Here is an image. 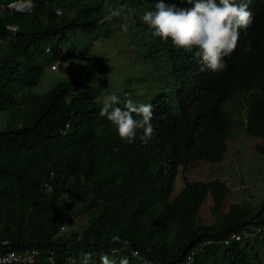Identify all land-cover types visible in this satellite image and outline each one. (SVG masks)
Wrapping results in <instances>:
<instances>
[{
    "label": "trees",
    "instance_id": "obj_1",
    "mask_svg": "<svg viewBox=\"0 0 264 264\" xmlns=\"http://www.w3.org/2000/svg\"><path fill=\"white\" fill-rule=\"evenodd\" d=\"M14 1L0 0V5ZM29 1L34 6L30 13L0 9V241H8L4 250L50 253L48 264H82L88 252L93 254L90 264H100L101 254L117 264L122 257L130 264H184L192 252L195 264H264L255 245L224 243L251 228L260 229L264 239V200L224 211L223 199L215 193L208 210L201 205L214 184L174 192L172 176L179 166L195 161L196 154L189 145L167 148L160 160L168 158L171 168L164 171L148 153L151 143L144 144L137 135L132 143L121 140L99 115L103 104L95 85L109 72L101 56L84 61L73 78L45 90L41 86L47 62L60 61L67 46L80 48L87 36L107 29L109 23L101 21L111 1L116 7L142 1ZM192 6L183 0L178 9ZM249 10L253 22L240 31L237 49L224 58L223 70L202 72L195 51L183 53L185 82H190L170 99L172 123L181 130L179 119L195 116V99L201 103L199 111L217 117L221 130L222 104L241 84L262 91L251 105L249 123L264 135V0H253ZM249 46L251 51L245 52ZM162 115L160 105L156 120ZM215 132L209 128L206 138ZM155 136L160 150L169 131L158 125ZM67 224L79 231L64 233ZM113 234L127 239L129 248L113 244ZM133 251L139 256L133 257Z\"/></svg>",
    "mask_w": 264,
    "mask_h": 264
},
{
    "label": "clouds",
    "instance_id": "obj_2",
    "mask_svg": "<svg viewBox=\"0 0 264 264\" xmlns=\"http://www.w3.org/2000/svg\"><path fill=\"white\" fill-rule=\"evenodd\" d=\"M141 1L140 5L131 7L119 3L118 8L111 1L110 7L112 9L110 10V15L112 17H107L109 13L106 14L105 19L101 23L108 22L114 27H119L117 25L118 19H122L123 23L130 28L129 32L134 34L136 38L134 40L141 41L144 45L145 62L147 61L153 69L158 67L156 69V72H158L157 78L160 79L163 86L160 87V93H158V90L156 91L153 86L143 85V87L149 86L150 90L147 97L140 100L132 95L134 91L125 94L122 100L115 94L106 95L103 98L101 94L99 95V90L102 89L98 87L102 78L95 85L98 90L97 97L102 102L101 104H103L99 115L107 118L116 129L121 140L132 143L137 135L144 144L151 143L148 153L157 160L164 171L171 168V161L168 158L160 160L163 152L167 148H181L189 145L190 149L196 154V160L189 162L188 165H181L177 168L178 170L171 178L173 187L175 185L174 192L182 193L187 191L188 188L191 191V186L194 184L211 183L214 184V189L208 191L207 197L203 199L202 208L205 207L211 210L215 193L223 199L224 206L222 209L224 211H229L233 206L236 207L243 205V203H249L243 202L229 205L227 200L228 187L225 182L219 179L200 180L197 175L199 172L204 173L206 168L211 169L227 161L230 158L229 154L233 143L240 141L243 136H245V139L251 138L252 141H260L255 146L258 156H252L251 158H253L252 162L256 164L264 162V135L257 134L250 128L249 123L251 105L262 96L261 89L257 86L252 87L241 84L235 86L234 91L228 95L229 97L222 104L221 111L224 114V121L221 130H219V120L216 116L206 113L203 109L199 111V108H202V106L200 105V101L196 99L193 105L195 109L194 118L190 120L179 119L184 129L181 130L176 121L172 123L174 110L172 109L170 99L174 97L180 87L185 90L190 82V80L185 82L183 53H193L195 51V56L200 60L198 64L202 72L204 68L214 73L225 68L224 58L230 56L237 49L240 31L246 30L253 22V13L249 10V6L253 0H187V3L193 5L187 9H178L180 1L183 0ZM33 7V3L29 0H17L6 5H0L2 11L6 12L9 10L11 13L18 14L30 13L33 11ZM120 11L126 15H131L132 20L127 23V18L120 14ZM15 29L16 27H13V30ZM107 29L100 33H106ZM96 34L98 33H94L92 36ZM88 37L90 36L84 39L83 45L86 43ZM88 44L90 43L88 42ZM98 45L100 44L97 43L95 47L96 52ZM250 51V46L245 48V52ZM97 56L98 53L95 57ZM103 61L109 67V72L103 76H107L108 78L111 73L113 74V66L108 64L105 59ZM58 62L50 63L51 70L57 71L59 68ZM173 68H179L180 72H174ZM170 69L171 77L169 76ZM244 87L249 89L247 92L250 96L248 108L246 109V118L244 121L243 118L240 121L241 137L231 142V122L229 116L223 111V106L227 100ZM164 94H169V96L165 99ZM160 105L163 106L161 121L155 118L156 111ZM158 125L169 131V138L164 141L160 150L156 148L157 145L161 144L155 136V129ZM211 127L215 128V135L212 138H206V134ZM153 135L155 138L152 141ZM202 140L205 141L194 144ZM243 162L248 164L243 165V167H249L251 163L245 157H243ZM197 201L200 203L201 199L199 198ZM249 231L248 229L240 234L234 233L229 240H224V243L229 244L232 240L243 243L246 241ZM111 242L119 244L122 249H128L130 246V242L127 239H122L119 234H113ZM33 251H39L36 264H48L51 261L52 256H50V253L47 256L40 250L35 249L30 252ZM26 253L29 252H25L24 254ZM193 254L192 252L188 256L184 264L193 263ZM92 255L91 252L84 253L82 264H90ZM131 255L138 257L139 253L133 251ZM100 264H117V262L110 259L109 255L101 254ZM119 264H130V261L128 257H122Z\"/></svg>",
    "mask_w": 264,
    "mask_h": 264
},
{
    "label": "rangeland",
    "instance_id": "obj_3",
    "mask_svg": "<svg viewBox=\"0 0 264 264\" xmlns=\"http://www.w3.org/2000/svg\"><path fill=\"white\" fill-rule=\"evenodd\" d=\"M111 9L112 7L109 8L107 17L111 16ZM120 14L127 18V23L132 20L131 15H126L121 11ZM117 25L119 27L109 24L106 33H98L88 37L86 43L80 48L73 44L67 46L58 62L59 68L57 71L51 70L50 63L47 62L48 73L45 74L46 77L41 84L43 89L55 85L63 78H73L82 68L83 62L94 58L98 53V56H101L102 59L113 66V74L111 73L108 78L107 76L103 77L100 86H98L102 89L99 90V95L101 94L103 98L106 95L115 94L122 100L125 94L134 91L132 95L140 100L147 97L150 90L149 86L143 87V85L153 86L160 93V87L163 84L157 78L158 72H156V69L158 67L153 69L147 61L145 62L144 45L141 41L134 40L136 39L134 34L129 32L130 28L123 23L121 18L118 19ZM97 43L100 45H98L96 52ZM247 90L249 89L246 87L241 88L223 106V111L229 116L231 122V142L241 137L240 121L242 118L243 121L246 118V109L250 99ZM251 90L254 92L253 89ZM82 92L80 91L79 94H82ZM3 125L4 121L0 116V126ZM244 137L233 143L229 154L230 158L227 161L211 169L206 168L204 173L199 172L197 175L200 180L219 179L225 182L228 187L227 200L229 205L243 202L258 205L264 200V162L256 164L252 162L253 158H251L252 156H258L255 146L260 141H252L251 138L245 139ZM243 157L251 161L249 167H243V165H248L243 162ZM75 230L79 231V228L67 224L62 231L66 233ZM249 230L246 241L242 244L255 245L260 254L264 256L262 231L253 228ZM74 263L80 264V261ZM192 264H195V258H193Z\"/></svg>",
    "mask_w": 264,
    "mask_h": 264
},
{
    "label": "built area",
    "instance_id": "obj_4",
    "mask_svg": "<svg viewBox=\"0 0 264 264\" xmlns=\"http://www.w3.org/2000/svg\"><path fill=\"white\" fill-rule=\"evenodd\" d=\"M8 242L0 241V264H36L39 251L20 253L15 251H4L3 248Z\"/></svg>",
    "mask_w": 264,
    "mask_h": 264
},
{
    "label": "bare ground",
    "instance_id": "obj_5",
    "mask_svg": "<svg viewBox=\"0 0 264 264\" xmlns=\"http://www.w3.org/2000/svg\"><path fill=\"white\" fill-rule=\"evenodd\" d=\"M89 36H92V35H89Z\"/></svg>",
    "mask_w": 264,
    "mask_h": 264
}]
</instances>
